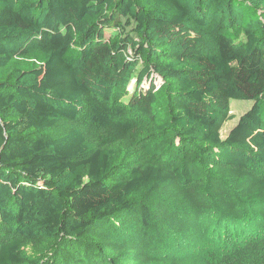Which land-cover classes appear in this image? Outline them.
Here are the masks:
<instances>
[{
  "label": "trees",
  "instance_id": "trees-1",
  "mask_svg": "<svg viewBox=\"0 0 264 264\" xmlns=\"http://www.w3.org/2000/svg\"><path fill=\"white\" fill-rule=\"evenodd\" d=\"M0 264H264V0H0Z\"/></svg>",
  "mask_w": 264,
  "mask_h": 264
},
{
  "label": "rangeland",
  "instance_id": "rangeland-1",
  "mask_svg": "<svg viewBox=\"0 0 264 264\" xmlns=\"http://www.w3.org/2000/svg\"><path fill=\"white\" fill-rule=\"evenodd\" d=\"M159 81L160 80L156 81L155 83L158 87L162 83V81ZM252 103V100L231 99L229 110L230 119L224 123L221 129V137H224L226 135L229 129L236 123L238 118L251 107Z\"/></svg>",
  "mask_w": 264,
  "mask_h": 264
}]
</instances>
